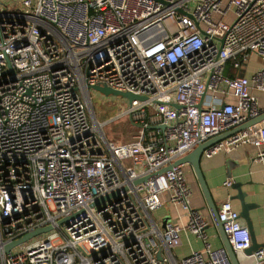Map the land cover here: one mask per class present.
Returning a JSON list of instances; mask_svg holds the SVG:
<instances>
[{
    "label": "built area",
    "instance_id": "1",
    "mask_svg": "<svg viewBox=\"0 0 264 264\" xmlns=\"http://www.w3.org/2000/svg\"><path fill=\"white\" fill-rule=\"evenodd\" d=\"M250 55L263 64L241 75ZM93 84L145 97L119 113L137 126L130 141L90 113ZM254 90L264 95V0H0V264H231L206 241L182 164L156 172L264 113ZM244 143L264 164V118L202 155ZM164 204L183 226L153 218ZM216 215L243 253L229 199ZM181 229L203 246L176 261ZM249 256L263 264L264 246Z\"/></svg>",
    "mask_w": 264,
    "mask_h": 264
},
{
    "label": "crops",
    "instance_id": "2",
    "mask_svg": "<svg viewBox=\"0 0 264 264\" xmlns=\"http://www.w3.org/2000/svg\"><path fill=\"white\" fill-rule=\"evenodd\" d=\"M255 55H250L247 59L246 68L241 75L249 76L251 72L260 67L263 62ZM261 62V63H260ZM253 64L252 66H250ZM257 96L260 104L264 101V95L258 91H253ZM255 147L251 144H239L232 150L225 152L219 151L210 157H205L201 154L199 159V170L210 198L217 208V205L224 199H229L235 194V190L231 187L238 183L239 188L245 193L244 201L254 205L248 211V215L252 222V229L255 235L256 242L264 243V164L253 161ZM187 184L190 188V195L188 198L189 206L193 209H198L201 215L206 220L204 233L206 241L211 248L222 247V242L213 223L210 212L206 206L205 199L194 177L191 167L184 163L182 164ZM225 180H232L230 186H224ZM233 209L238 213L239 203L236 199H229ZM183 212L175 206L164 204L152 212L160 220L165 215L180 224H185V217ZM238 237L240 240L249 241L248 234L243 219L238 218ZM180 243L178 246L171 249V254L176 261L188 254L191 250L201 249L203 243L195 235L191 234L185 229L179 232ZM182 244V245H181ZM264 246V245H263ZM262 247V246H261ZM175 252V257L172 253ZM238 264H250L251 257L243 253H235ZM264 264V263H263Z\"/></svg>",
    "mask_w": 264,
    "mask_h": 264
},
{
    "label": "water",
    "instance_id": "3",
    "mask_svg": "<svg viewBox=\"0 0 264 264\" xmlns=\"http://www.w3.org/2000/svg\"><path fill=\"white\" fill-rule=\"evenodd\" d=\"M8 69H10L9 64H7ZM11 70V69H10ZM88 90H92L94 92H97L98 94L102 95V96H116V97H120V98H124L127 101V104H129L132 100L136 99V100H143L145 97L141 96V95H135L132 94L130 92H124V91H118V90H114L104 84H93V85H87L86 86ZM173 107L177 108L178 106L173 104ZM198 110H200L199 105L197 106ZM264 118V113L260 114L257 117L251 118L246 120L245 122L227 130L222 132L219 135H216L214 137L208 138L205 141L199 142L197 143L191 150H189L187 153H185L182 157L176 159L175 161H173L171 164L167 165L164 168H161L160 170H158L156 172V174L161 173L162 171L169 169L171 166L173 165H178V164H184L187 163L190 167L191 170L194 174V177L198 183V186L202 192V195L205 199L206 202V206L210 212L211 218L213 220L214 225L217 228V231L219 233L221 242H222V247L224 248L231 264H238L237 260H236V256L235 253L232 252L230 246L227 243V239H226V235L223 233L222 231V227H221V222L217 220V215H216V207L213 204L210 195L207 191V188L205 186V183L203 181V178L201 176L200 170H199V159L200 156L202 154V151L210 146L211 144L223 139L224 137L228 136L229 134L236 132L238 130H241L243 128H245L248 125L254 124L258 121H261ZM160 129L163 128L162 125L159 126ZM145 179V177H139L133 180V183H140L143 182ZM236 192L233 196H230L229 199H236L239 203V211L237 213V217L241 218L244 220L245 222V226H246V230H247V234H248V239H249V244L247 247L244 248L243 250V254L248 256L250 255L253 251H255L258 247H261L264 245V243H258L256 242L255 239V235L252 229V222L251 219L248 215V211L254 207V205H252L251 203H247L244 201V196L245 193L242 192L239 188V184L235 183L233 184V186H231ZM113 195V194H110ZM110 195H105L99 198H96L95 200H93V202L91 203V205H96L97 203L103 201L104 199H106L107 197H109ZM198 210V209H197ZM65 221L66 218L61 219L58 221V223ZM169 220V215H165L163 216V218L161 219L160 222V226L162 227L163 224ZM50 227H43V228H36L24 235H22L20 238L12 240L7 242L6 244H4L3 246V250L6 252L9 250V248H11L12 246L19 244L21 242L26 241L27 239H29L30 237L48 230ZM159 258V256H157Z\"/></svg>",
    "mask_w": 264,
    "mask_h": 264
},
{
    "label": "rangeland",
    "instance_id": "4",
    "mask_svg": "<svg viewBox=\"0 0 264 264\" xmlns=\"http://www.w3.org/2000/svg\"><path fill=\"white\" fill-rule=\"evenodd\" d=\"M230 16L229 12L227 18ZM246 63L244 62L241 65V72L246 68ZM88 94L90 97L88 109L97 121L105 123L103 126L105 136L115 142L130 141L133 135L136 134L137 126L130 124L127 116H119L120 111L127 106V101L116 96H102L92 90H88ZM152 216L154 219L158 218L154 214ZM172 253L174 256L176 255L174 250H172Z\"/></svg>",
    "mask_w": 264,
    "mask_h": 264
},
{
    "label": "trees",
    "instance_id": "5",
    "mask_svg": "<svg viewBox=\"0 0 264 264\" xmlns=\"http://www.w3.org/2000/svg\"><path fill=\"white\" fill-rule=\"evenodd\" d=\"M227 67H228V65H227ZM225 74H227V75H234V72L233 71H230V70H228V69H226V71H225ZM131 124V123H130Z\"/></svg>",
    "mask_w": 264,
    "mask_h": 264
}]
</instances>
